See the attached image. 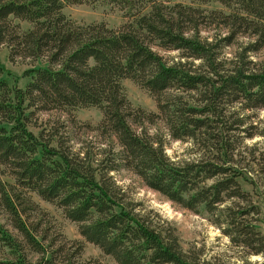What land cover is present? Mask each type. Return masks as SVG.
<instances>
[{"label":"trees","instance_id":"trees-1","mask_svg":"<svg viewBox=\"0 0 264 264\" xmlns=\"http://www.w3.org/2000/svg\"><path fill=\"white\" fill-rule=\"evenodd\" d=\"M192 1H216L227 10L170 0H0V46L39 63L25 72L31 80L23 88L10 84L0 60V172L14 181L0 177V207L14 229L0 220V264H53L63 249L33 218V210L40 214L29 192L61 208L86 241L118 264H206L182 248L175 229L137 209L111 174L121 167L184 208L222 210L225 219L217 221L229 225L233 242L264 254V235L250 217L256 208L240 181L247 180V157L235 153L243 110L264 108V59L255 58L264 50V0ZM96 3L118 8L126 21L112 28L64 12ZM227 48L234 52L227 55ZM124 79L147 90L159 113L134 107ZM91 106L103 112L97 129L121 147L110 149L109 159L53 146L29 128L36 108ZM158 118L200 155L172 160L163 138L145 128ZM255 153L254 147L249 163L264 177V153ZM234 199L239 202L221 207Z\"/></svg>","mask_w":264,"mask_h":264},{"label":"rangeland","instance_id":"rangeland-1","mask_svg":"<svg viewBox=\"0 0 264 264\" xmlns=\"http://www.w3.org/2000/svg\"><path fill=\"white\" fill-rule=\"evenodd\" d=\"M171 3L191 4L203 7L207 10L223 9L219 2L209 4L194 3L192 0H170ZM67 16L79 23L105 22L109 27L118 28L126 19L122 11L111 5L96 4H75L64 8ZM23 28L30 25L27 22L21 23ZM214 30L205 31V33ZM246 40L245 38H242ZM227 55L234 52L233 48L225 49ZM166 56L175 57L177 51L163 52ZM257 59H264V50L258 52ZM0 60L5 68V77L10 84L16 83L25 88L31 78L25 75L28 69L39 64L38 61L21 56H12L11 49L7 45L0 46ZM43 61H45L43 59ZM127 96L134 107L145 109L147 112L159 113L157 101L150 93L141 88L130 79H124ZM173 92L167 93L165 99ZM35 109V108H33ZM32 110V109H30ZM30 118L29 128L40 138L49 141L53 146L63 143L64 147H70L74 151H89L98 159L108 157L110 149L121 151L115 136L112 134L102 135L97 129L103 119V112L95 106L79 107L69 111L62 110H33ZM245 123L236 145V158L246 155L248 162L244 164L246 179H240L243 189L249 192L250 202L256 208L252 213L253 224L257 230L264 235V177L261 176L259 166L251 161V151L256 148V157L264 153V108L243 110ZM134 127H136L134 125ZM145 128L153 135L163 138L167 155L174 161L195 159L200 154L198 146L189 140H177L172 137L168 126L162 118L156 119L154 123L145 122ZM235 140V137H234ZM108 150V151H107ZM204 151V150H203ZM108 155V156H107ZM4 169V168H1ZM1 171V170H0ZM115 181L126 191L130 200L137 203V209L143 213L152 215L153 220L168 228L175 229L180 244L185 251L193 249L201 260L206 264H264V254H255L240 243L233 242L226 234L225 229L229 225L224 221H217V216L225 219L223 211L216 213L206 211L203 207L198 212L189 210L168 199L163 194L149 188L144 181L134 172L121 167L111 173ZM0 177L14 183L13 179L0 172ZM33 203L38 207L40 216L32 211L33 218L42 219V227L49 235V241H55V248H63L57 254L53 264H118L111 256L106 255L98 246L86 241L79 232L78 225L69 220L62 209L39 197L36 193L29 192ZM239 200H228L221 207L230 206ZM246 205L245 202H240ZM0 220L10 229L7 218L0 207ZM48 242V241H46ZM81 252L77 254V248ZM35 259L36 256L34 255Z\"/></svg>","mask_w":264,"mask_h":264}]
</instances>
